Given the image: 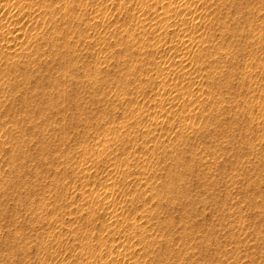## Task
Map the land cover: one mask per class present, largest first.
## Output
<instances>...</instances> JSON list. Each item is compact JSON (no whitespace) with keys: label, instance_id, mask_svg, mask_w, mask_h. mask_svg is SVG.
<instances>
[{"label":"rangeland","instance_id":"rangeland-1","mask_svg":"<svg viewBox=\"0 0 264 264\" xmlns=\"http://www.w3.org/2000/svg\"><path fill=\"white\" fill-rule=\"evenodd\" d=\"M0 264H264V0H0Z\"/></svg>","mask_w":264,"mask_h":264},{"label":"bare ground","instance_id":"bare-ground-1","mask_svg":"<svg viewBox=\"0 0 264 264\" xmlns=\"http://www.w3.org/2000/svg\"><path fill=\"white\" fill-rule=\"evenodd\" d=\"M189 125V124H188Z\"/></svg>","mask_w":264,"mask_h":264}]
</instances>
